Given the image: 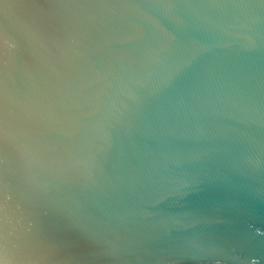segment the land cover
<instances>
[{
  "label": "water",
  "instance_id": "water-1",
  "mask_svg": "<svg viewBox=\"0 0 264 264\" xmlns=\"http://www.w3.org/2000/svg\"><path fill=\"white\" fill-rule=\"evenodd\" d=\"M0 264H264V0H0Z\"/></svg>",
  "mask_w": 264,
  "mask_h": 264
}]
</instances>
